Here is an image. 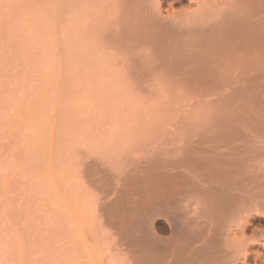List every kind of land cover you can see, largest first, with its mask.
I'll return each instance as SVG.
<instances>
[{"label": "bare ground", "instance_id": "1", "mask_svg": "<svg viewBox=\"0 0 264 264\" xmlns=\"http://www.w3.org/2000/svg\"><path fill=\"white\" fill-rule=\"evenodd\" d=\"M43 2V19L45 21L43 38H45L46 46L48 44V47H50L55 41L52 38H55L52 35H56L52 31V29H55L53 25L56 24V28L58 25H62V31H67L66 38L71 48V54H74L81 61L87 58L84 63L86 61L93 62L96 60L97 63L102 61L105 68L98 64L103 68L101 70L99 68L100 71L105 70L101 74L106 71H110L111 74L114 71L112 73L116 72L117 75H115L116 77L119 76V79L127 77L130 83L125 84V88L131 87L134 91V87L140 93L162 94L159 95L158 99L164 97L163 94H169V96L179 94L184 98L182 96L178 98L179 95H176L177 100L188 102V106L184 104L190 109L194 107L195 112H197V107L200 112L206 110L207 107V110H211L210 115L208 114L209 110L207 114L203 111L205 113H203V116H212H207L208 118L205 119L206 123L204 124H200V122H203L201 120L195 125V121L190 119V123L182 125V120H188L190 114L191 118L192 115L196 114L192 109L193 114L189 111L190 109H187L184 118L190 112L186 117L188 119H182L183 117H181L182 120L179 121V125L174 120H171L174 122L171 123L159 118V121L156 119L158 124L156 122L157 128L154 130L158 134L157 136L163 137L158 140L160 143L157 144V142L155 146H151L145 141L147 145L139 144L140 148L136 152L135 149H131L130 144H123L122 142L114 150L107 149L109 150L108 154L101 152L103 155L98 153V157L94 154V157L98 158L97 160L101 164V171L107 175L106 177L110 178L111 182L113 181L109 187L110 189L107 190L108 195H106L111 197L114 194V201H109V203L107 201L106 206L108 204L115 205L112 213L114 216L111 218L112 223H107H110L112 230L116 231L115 235L117 236L115 238L117 240L115 242V239L111 236L114 240H110L115 243L113 245L109 240L111 245H108V248L115 247L110 248L112 252L123 253V256L126 252L129 256V261L127 260L130 262L129 264H264V0H54V4L52 0H44ZM51 20L54 21L52 26ZM57 30L59 29L57 28ZM50 34L52 35L50 36ZM60 36L65 39V33ZM61 39L62 37L59 38L60 42ZM54 45L56 46L55 43ZM54 45L52 44L51 47ZM61 45L64 47L65 44ZM50 48L49 50L53 49L56 52L54 49L56 47ZM70 48H68V51L66 49V54ZM63 49L61 48L62 51ZM49 53H52V51ZM49 53L48 57L50 58L52 54ZM71 54L70 59L73 57ZM83 57L85 58L83 59ZM70 59L68 58V60ZM51 60L52 58H50ZM74 62L70 64L72 65ZM97 63L91 64L97 66ZM78 65L80 66V63ZM96 66L95 68H97ZM95 70L94 72H96ZM119 72L123 76L118 75ZM91 73L93 75V71ZM84 74L86 75L87 72L85 71ZM110 74L109 76L113 77ZM88 75L90 76V74ZM89 76L87 77L89 78ZM127 78H125V81ZM119 79L117 83L121 80ZM99 80L97 79L96 82ZM114 81L116 80L114 79ZM99 85L105 87L104 84ZM111 88H113L112 85ZM120 89L118 88V90ZM138 91L135 90L137 93ZM108 92H110L109 89ZM191 95L194 97L189 100L188 98ZM145 96L151 98L150 95ZM165 96L168 98V95ZM103 97L101 96V98ZM175 97L171 98L172 101L167 100L168 103H175L177 101L173 99ZM152 98L151 101H153ZM132 99L128 100L132 101ZM154 99L156 100V98ZM144 100H146L145 97ZM165 101L162 98L159 106L163 107L162 102ZM136 102L135 104L138 106L142 105L140 108L142 109L143 104ZM148 104L151 105L150 100L149 103L144 104L148 107L145 106L146 113L144 116L141 113V122L145 119H151L152 114L148 109L153 108L154 105L149 108ZM177 104H173L175 105L173 108L169 105L168 111H164V113L167 114L171 111L172 114V109L179 108L180 104L176 107ZM137 105L135 108H137ZM183 105L181 107L185 108V105ZM181 107L178 111L181 109L180 112H185ZM165 108L167 110V107ZM118 109L122 113L124 112L122 108L118 107ZM116 111L118 110L116 109ZM140 111L139 113L135 111V113L140 116ZM112 112L111 114H113ZM126 112L124 113L126 114ZM148 112L150 116L146 115ZM132 114L134 112L130 114L134 118L135 116ZM118 115L119 113L116 116L118 117ZM166 116L165 118L170 119L169 116ZM178 116L173 117L180 118ZM119 117L122 118L120 115ZM200 117L202 118V115ZM133 118L131 120L134 122V119L139 117ZM193 118L196 119V115ZM141 122L138 121L139 124H142ZM139 128L142 129L141 132H144V134L152 132L153 136L155 135V132L152 131L153 128L149 129L147 125ZM117 130L119 131V129ZM129 130L131 131V129ZM81 135L84 136L85 134ZM112 139L114 140V137ZM142 139L144 140V137ZM149 139L153 138L149 137ZM145 140H148V138ZM92 141L94 142V139ZM114 142L112 144L118 143ZM134 143L136 144V142ZM106 144L104 143L107 147ZM100 147L102 145L99 144V149H101ZM102 150L104 151V149ZM80 152L78 153L80 154ZM82 152L88 153L89 150ZM91 155L88 154V156ZM85 157L87 156L85 155ZM149 158L152 160H149ZM82 163H84L83 159L80 164ZM134 163L139 165L137 168L140 170L144 167L145 170H148L147 172L140 171L143 175L137 178L138 183L135 181L137 183L135 184L138 185V189L134 187L136 191L132 188V184L131 188L133 190L130 187V189L127 188L130 185L131 173L135 171V167L134 170H130ZM88 165L91 166L92 164ZM98 166L100 165L98 164ZM81 171L83 170L81 169ZM90 171L96 170L91 168ZM85 172H82L81 175L83 176ZM99 172L96 171V173ZM104 173L101 172L98 176L100 177V174L104 176ZM135 174L138 176L136 172L133 175ZM86 177L91 179L92 175ZM90 179L89 181H91ZM107 179L100 178L101 181ZM131 179L133 180V178ZM104 182H102L103 187L107 189ZM90 185L92 186V184ZM96 187L98 188V186ZM97 188L94 190H98ZM104 191L101 190L100 193ZM100 195L102 198L103 193ZM100 204L102 205L101 201ZM100 204L97 205L99 208L101 207ZM106 214L104 213L101 218L105 215L109 219ZM98 215L97 218H99ZM85 223L87 224V222ZM107 223L105 225L108 227L109 224L107 225ZM98 229H103V227H98ZM112 230L108 233L112 234ZM97 231L94 232L97 233ZM94 232L92 233L94 234L93 239L94 236L98 238L100 234L97 236ZM105 234L106 232L102 233L105 238L101 237L102 240L104 239V244H106L105 241L108 237ZM111 237L109 235V238ZM92 240H88L91 245ZM99 240L101 244V239ZM94 242L98 243L99 241H93V244ZM100 244L98 248H101ZM95 245L97 247V244ZM101 245L102 250L107 251L106 254L108 252L112 254L111 250L106 247L107 244L105 247L103 244ZM87 246L92 253L91 246L88 243ZM93 249L95 250L94 246ZM86 251L88 252V250ZM98 255L102 257V254ZM96 256H92V259L95 258V264H100L101 262ZM123 256L122 258H124ZM110 258H112L111 255L109 261H112ZM116 259L117 257L115 261ZM119 259L121 262V258ZM119 259H117L118 263H120ZM125 259L122 260L125 261ZM128 262L126 263L128 264Z\"/></svg>", "mask_w": 264, "mask_h": 264}, {"label": "rangeland", "instance_id": "2", "mask_svg": "<svg viewBox=\"0 0 264 264\" xmlns=\"http://www.w3.org/2000/svg\"><path fill=\"white\" fill-rule=\"evenodd\" d=\"M43 1L44 0H0V264H89V263L95 264L94 262L95 258L92 259L93 258L92 256L94 255L96 256V254H97L96 258L99 259L101 262V263L99 262L100 264H105V261L106 264H114V263L127 264L126 262L129 261L128 260L129 256L127 255L126 252H125L126 254L124 253V256L123 253L120 252H118L119 254L118 255L113 251L115 253L114 254L111 250L115 247L109 246L111 249L108 248V245H111V242L113 244L117 240L115 238V236H117L115 235L116 231L112 230L113 228L112 225L110 224L112 223L111 218H113L114 216L112 213L114 212L113 207L115 205L111 206L110 204H108V206H106L107 201L108 203L109 201H114V194H112L111 197L110 196L107 197L108 195L107 190L110 189L109 187L111 186L113 181L111 182V180H109L110 178L106 177L107 175H105V173L101 171L102 170L101 164L100 162H98L99 161L97 160L98 158L96 159V157L94 156L95 155L97 156L98 153L99 155L108 154L107 152L110 150V148L111 150L112 149L114 150L116 147H118V145L120 146L122 142L123 144H130L129 146L132 147L134 146V148L131 147V149L133 150L135 149L134 151L136 152L140 148L139 144L149 143L151 144V146L152 145L155 146L160 143L158 140H161V138L163 137V136H157L158 134H156L155 132L157 128L156 125L158 124L159 119H162L164 121H170L171 123L177 122V124L179 125V121H181L182 119H188L186 117L188 116V114H190V112H192L191 111L192 108L190 109L189 107H187L188 106L187 101H186L187 103H185V101L179 102L177 100V96L179 94L178 95L176 94L177 96L174 94L171 96H169V94H163L164 97H160V99H158L159 95L161 96L162 94L140 93L138 89L134 87H133L134 91L132 90L131 87H127L131 89L125 88L126 86L124 87V85L130 83L127 77H125L128 80V81L126 80L127 81L126 82L125 78L123 79L121 77L122 79L120 78L121 79L120 80L118 78L119 76L116 77L117 73L116 72L112 73L114 71H112L111 74L110 71H106L104 73L106 75L101 74L105 71V70L100 71L102 66L103 68H105L102 61H99L102 63L99 62L97 63L96 60L93 62L86 61V63H84L87 58L84 61L83 60L81 61V59L78 60L77 59L78 57H75L74 54L73 55L71 54V48L69 46V43H67L68 40L66 38L67 31L66 32L62 31L63 30L62 25H58L57 28L59 30L60 28L62 29L60 31L57 30L56 24L54 23L55 24L54 26L52 24L54 21L52 20H51L52 21L51 26L53 25L55 29L54 30L52 28L51 29L53 33L54 32L56 33V35L50 34V36L51 35L55 36V38L52 37L53 40L55 39V41H53L52 38L50 39L56 44V46L54 45V43H52L54 45L53 47H51L52 44L50 45L51 48L48 47V44L46 46L45 38H43V35L45 33V31H43L45 27V26L43 27V25L45 24V21L43 19L44 18V10H43L44 4L42 5V3H44ZM53 1L54 0H52V3L54 4ZM63 32L65 33L64 37L67 41L63 38V36H60L64 34ZM58 34L60 37H62L61 42L59 40L60 37L57 36ZM47 43L49 42L47 41ZM59 44L60 46H58ZM61 44H65L66 46L64 45L63 47V45ZM49 48L50 49L54 48L56 52L53 49L49 50ZM61 48L62 49L65 48V49H63L62 51ZM68 48L70 49L69 52L66 54ZM45 51H47L48 53L52 51V53H49L52 55L57 53L54 56L55 58L56 57L58 58L55 59L53 58L54 56L51 57L52 56L51 55L50 58H52V60L50 61V58L48 57L49 55ZM64 51L66 55L64 54ZM70 54L73 56L71 59L76 60L75 61L76 63L73 60L71 61ZM67 57L70 60H68ZM84 58L85 57H83V59ZM54 59L55 62L53 61ZM72 62H74V64H72L73 66L70 64ZM95 62L97 63V66L95 65L97 68L93 66L94 64H96ZM79 63L80 66L78 65ZM87 64H88V68H87ZM98 64L102 66L100 67V65ZM76 65L79 67V69ZM88 69L90 73L88 72ZM90 69H92L93 75ZM94 69H96L95 70L96 72H94ZM74 70H76L75 73ZM98 70L100 73L98 72ZM85 71L87 72L86 75L84 74ZM88 74H90V76ZM109 74L112 75L113 77L109 76ZM83 75L85 76L83 77ZM118 75L123 76L121 75L120 72ZM87 76H89V78ZM97 79L98 80L100 79L99 80L100 83L99 81L96 82ZM114 79L116 81H114ZM118 79L120 80L119 83H117ZM77 82L78 83L83 82V83H80L81 84L80 85ZM98 83L104 84L105 87L103 85H99ZM111 85L113 86V88L110 89ZM118 88L120 90H118ZM102 89L104 90L103 95H102ZM108 89L110 92H108ZM111 90L112 91L114 90L113 93ZM135 90L138 91L139 95L137 92H135ZM134 92L136 95L134 94ZM140 94L143 95L141 96ZM144 94L148 96L149 95L151 96L152 94L153 98L152 96L151 98L153 101H151V98H146ZM100 95L104 97L101 98ZM105 95L108 96L105 97ZM137 95L139 96V98H137L138 97ZM165 95H168V98ZM173 96L174 97L176 96L175 98H173L175 101L177 100L175 103L177 104L179 102L180 104V106L179 104H177L176 107L179 106L180 108L184 103L187 105V106L185 104H184L185 106L183 105L185 108L181 107L182 110H184L185 112L183 111L180 112L181 109L180 111H178L179 108L178 109L174 108L175 110L172 109V114L174 113L176 114L173 116L175 117L179 115L178 117L180 118H174L171 114V111L168 112L170 114L167 113L168 115L164 113V111L165 112L168 111L169 105L172 108L175 107V105H173L175 103L173 104H170V102L168 103L169 100L172 101L171 98ZM180 96L182 95H179L178 98ZM118 97L120 100L118 99ZM127 97L130 100L133 98L132 101H129ZM144 97L146 100H144ZM191 97L194 96L191 95L188 99L190 100ZM141 98L142 100L139 101ZM154 98H156V100L158 99V101L156 102ZM162 98L163 101L166 100L165 102H162L163 107L159 106L160 100ZM182 98L184 97L182 96ZM147 99L150 100V104L151 102L156 103V104L155 103L151 104L152 106L154 105L153 108H151L152 106L148 104L149 108H151L148 109V111L151 112L152 114L151 116L154 115L153 117L156 118L154 119L153 117H151L150 113L148 112V114L146 115H149L151 119L148 120L145 119L146 120L145 123L144 122L145 120H142L141 122V117H142L141 113H143V116L146 113L145 111L146 105L144 106V104H146V102L149 103V100L147 101ZM112 100L114 103L112 102ZM128 101L129 103L131 102L134 105L133 104L131 105V103L130 104L127 103ZM181 101H183V99H181ZM117 102H120L121 104ZM135 102L138 104L139 102L143 104L144 109L143 108L142 109L144 112L142 111V109H140L142 105L140 104L139 107L137 104H135ZM136 105L137 108H135ZM117 106L120 109L122 108L124 112L127 111L126 114L124 112L122 113V111H120ZM164 106L167 107V110ZM161 107L162 109L163 108L164 109L162 110ZM207 108L206 110L205 109L202 110L203 109L202 107V109H200L202 110V112H200L197 107L196 110L197 112H195V110H193L195 108L193 107L192 110L194 113H196L195 114L196 119L193 118L195 115H192L191 118V114H190V116H188L189 117L188 120L181 121L182 125L188 123L190 119H193V121H195V123L192 121V123H194L195 125H197L198 122L201 120L203 122H200V124L206 123L205 119L208 117H212L209 116L211 114V113L209 114L211 110L208 109L209 110L208 111ZM111 109L113 112L111 111ZM116 109L118 111H116ZM134 109L137 113H139L140 110L142 111V112L140 111V116L137 113H135ZM136 109L137 110L140 109V110L137 111ZM152 109L154 112L152 111ZM187 109L188 110L190 109L189 110L190 112H188V114H186L185 115L186 117L184 118V114L186 113ZM129 111H132L131 113L134 112V114L136 115L134 114L132 115L139 118L136 119L134 117L135 118L134 119L130 115L131 113ZM203 111H205L206 114L208 111L209 115L203 116L205 114ZM111 112L113 114H111ZM115 112L119 113V115L122 116V118L119 117V115L117 117L116 116L117 113ZM199 112L202 114H200ZM164 115L166 117L169 116L170 119L165 118ZM201 115L202 118L200 117ZM105 116L108 118H106ZM181 117L183 118L181 119ZM116 118L118 119L116 120ZM132 118L136 122L135 121L133 122V120H131ZM156 119H158V121ZM137 120L139 121V123L141 122L142 124H139ZM171 120H174V122ZM115 121L117 122L119 121L120 123L118 122L117 124V122ZM87 123L88 125L89 124L90 125L88 126ZM116 124L119 126L117 127ZM144 125H147L149 129L153 128L152 131L153 133L155 132V135L153 136L152 132L151 133L148 132L147 133L148 135L144 134V132H141L142 129H140L139 127L143 128ZM127 126H129L130 128H128ZM123 127L125 130L123 129ZM133 128L136 129V133H135V129ZM117 129H119V131ZM129 129H131V131ZM139 132L141 133V135ZM80 134H85V135L84 136L81 135L82 136L81 137ZM86 134L89 135L87 136ZM107 136L109 139L107 138ZM141 136L144 137V140L142 139L143 137ZM113 137L114 140L113 139L111 140V138ZM149 137L153 139L150 140ZM135 138H137L138 140H136ZM147 138L151 143L148 140H145ZM93 139L94 142L92 141ZM98 140L100 143L98 142ZM130 140H132V142H130ZM114 141L118 143L112 144ZM145 141L147 142L145 143ZM134 142H136L137 145ZM98 143L102 145V147H100L101 149H99ZM104 143L105 144L107 143L106 145L108 148L104 145ZM97 147L98 149L96 150ZM102 149H104L105 152ZM85 150H89V152L88 153L82 152ZM79 151H81L80 154L78 153ZM101 152H103V154ZM88 154L90 155L92 154L93 156L92 155H91L92 157L88 156ZM85 155L88 158L85 157ZM80 159L81 162L83 159L84 162L82 163L83 165L80 164L81 162L79 163ZM149 160L152 159L149 158ZM97 163L100 166H98ZM136 163L138 164V161ZM136 163L132 164L133 166H131V169L130 168L129 169L132 171L134 170L135 167V171L133 172L134 173L136 172L138 176H136V174L133 175L134 174L133 172L131 173V178H133V180L131 178L129 179L130 185H128L127 188L129 187L131 188L133 186L132 187L133 189L134 187L135 189H138V185H136L138 183L137 178L143 175V173L142 172L140 173V171L142 170L144 172L148 171L145 170V167L142 170H140L139 168H137L139 165H137ZM88 164H92V165L90 166ZM84 167L85 168L87 167L88 169L87 168L85 169ZM79 168H81L83 171H81V169L79 170ZM91 168L93 170H96L97 172L100 171L99 173L101 172L104 173V176L103 174H100L99 177L98 176L99 173H96V171L93 172L90 171ZM86 170L88 171L85 172ZM82 172H85L86 174L83 173L82 176L81 175ZM87 174L89 176L92 175L91 179L90 177H86L88 176ZM88 178L91 181H89ZM92 178H94L95 180ZM100 178L101 179L108 178V179L106 181L105 180L101 181ZM134 178L136 179L134 180ZM93 180L94 182H96L97 180V182L94 183L92 182ZM102 182H104V186L107 185L106 186L107 189L103 187ZM89 184H92V186L91 185L89 186ZM93 185L98 186V188L95 186V188H97L98 190H94L95 188H93L94 187ZM135 189L134 191H136ZM101 190L103 191L105 190L104 191L105 193L102 192L103 193L102 198L100 197L101 196L100 194H102L100 193ZM81 198L83 199V201ZM100 201L102 205L100 204ZM92 202L93 204L94 203L95 204L93 205ZM99 204L101 206L100 208L98 207ZM85 206H87L86 207L87 209L85 208ZM103 206L107 211L104 209ZM102 207L103 209L102 211H100ZM96 211L99 212L96 213ZM102 212L103 214L104 213L106 214L107 212L108 215L106 214V216L107 217L109 216V219L106 218L105 215L103 218H101L103 216V214H101ZM109 214L112 215L110 216ZM97 215L99 216V218H101L100 220L99 218H97ZM85 222H87L88 225ZM106 223L107 225L109 224L108 227L105 225ZM98 227L100 228L103 227V229H98ZM106 227L107 229H105ZM96 230H98L97 233L94 232ZM100 230L101 231L106 230L105 236L108 237L107 240L105 239L106 240L105 243L107 244V246L106 244L103 243L104 239L102 240V238L104 237V235L102 236V233L104 234L105 232L102 231L101 233ZM111 230L113 231L114 234L108 233L111 232ZM89 231L90 232L93 231L94 233L97 234V236L100 234L101 236L99 235L98 238L101 239L102 242L101 244H103L104 247L106 246L108 249H110L111 250L110 252L112 254H110L109 252L108 254H106L107 251L102 250L103 247L100 244V240L97 237L96 239L95 236H94L95 239L94 240L93 239L94 234H92L93 232L90 234ZM109 235L110 237L112 236L115 240L112 237L109 238ZM85 236L87 237V239ZM91 237L93 240L91 239ZM110 239H113L115 242L111 241ZM88 240L90 241L92 240V245L91 243H89L90 241ZM97 240L99 241L98 243L100 244L101 248H98L99 244L97 242L96 243L94 242L93 244V241H97ZM109 240L111 242H109ZM87 243L91 246L92 253L91 250H89ZM95 244H97V247H95L96 246ZM93 246L96 251L93 249ZM86 250H88V252ZM94 252L96 253L93 254ZM98 254H102V257L101 255L99 257ZM113 254L114 256L115 255L116 256L114 257ZM110 255L113 258V259L110 258V260L112 261H109ZM89 256L91 261L89 259ZM122 256L124 258H122ZM116 257L117 259L121 258V262L119 259L120 263H118L117 259L115 261ZM122 259H125L126 262L123 261ZM129 263L130 262H128V264Z\"/></svg>", "mask_w": 264, "mask_h": 264}]
</instances>
